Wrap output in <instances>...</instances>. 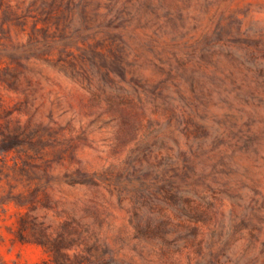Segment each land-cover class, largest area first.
<instances>
[{"label": "rangeland", "instance_id": "obj_1", "mask_svg": "<svg viewBox=\"0 0 264 264\" xmlns=\"http://www.w3.org/2000/svg\"><path fill=\"white\" fill-rule=\"evenodd\" d=\"M88 1L90 29L76 12L69 32L78 31L67 49L110 66L122 56L125 75L112 71L113 89L141 100L157 124L120 144L113 116L92 105L67 72L31 61L30 128L65 127L64 136L78 140L77 155L100 184L67 185L60 180L65 166L55 163L48 185L54 207L38 206L31 214L53 232L70 214L100 229L116 248L120 231L134 233V205L166 207L174 216L181 210L174 202L187 209L189 199L201 250L181 236L175 244L180 264H264V0ZM108 24L119 26L121 40ZM5 26L15 40L26 41L32 18L24 31ZM93 82L100 84V75ZM0 93L11 106L20 99L7 89ZM29 113L13 117L26 123ZM14 156L0 155V264H39L48 258L44 247L17 237L18 216L27 208L9 199L12 185L14 193L26 190ZM95 190L105 203L101 224L85 208ZM136 242H125L114 264H160L153 255L154 263L143 262Z\"/></svg>", "mask_w": 264, "mask_h": 264}, {"label": "trees", "instance_id": "obj_2", "mask_svg": "<svg viewBox=\"0 0 264 264\" xmlns=\"http://www.w3.org/2000/svg\"><path fill=\"white\" fill-rule=\"evenodd\" d=\"M88 5V0H16L15 3L14 0H0V89H7L20 96L11 106L0 93V155L15 153L14 168L26 184L24 191L14 193L15 185L9 191L10 200L15 201L19 207L27 208L18 216L17 237L20 241H35L44 247L48 258L39 264H114L115 256L124 243L133 239L137 240L134 246H140L138 251L143 262L154 263L159 260L160 264H180L177 254L179 248L175 244L181 236L192 238L190 244L197 245L198 250H201V240L196 242L198 227L190 225L197 218L189 215L193 209L189 199L186 200L189 210L174 202V205L181 208L174 216L167 213L166 207L149 206L144 209L143 205H134L130 217L134 233L129 237L128 232L120 231L115 242L122 244L116 248L100 229L92 228L80 218L67 214L59 229L53 232L51 225L39 221L37 216L31 214L38 206L54 207L48 185L52 181L49 177L50 169L55 163L65 166L66 171L60 180L67 185H86L93 189L100 185L96 180L97 172L88 171L77 155L78 140L72 135L64 136L65 127L40 124L30 128L33 114L29 111L35 104L32 97L34 82L29 75L31 61H42L54 69L67 72L74 83L88 93L92 105L104 108L113 116L112 120L118 125L120 144L136 138L143 127L151 128L157 124L147 114L141 100L113 89L112 71L117 69L121 75H125L122 56L117 54L110 66L98 64L94 58H88L87 62L73 56L67 49L72 44L74 33L78 31L69 32L76 12L87 25L85 29H90ZM31 18L32 28L28 39L15 40L5 24L11 23L24 31ZM106 29L110 34L113 33L111 36L114 38L122 39L118 25L108 24ZM59 46H62L59 56L52 58L54 49ZM95 73L100 75V84L93 82ZM135 80L140 82L138 77ZM107 84L111 92H107ZM14 113H29V121L22 123L18 117H13ZM201 126L196 125V129L199 130ZM43 178L46 180L42 181ZM93 192L85 200V208L101 224L106 220L105 203L98 196L97 190ZM163 200H167L166 196ZM148 202L145 201L146 204ZM28 229H31L29 234L26 233ZM180 232L182 235L170 237L172 233ZM152 255L155 260H152Z\"/></svg>", "mask_w": 264, "mask_h": 264}]
</instances>
